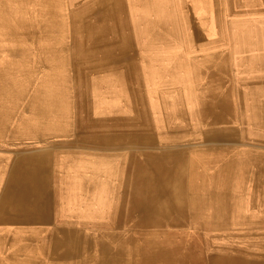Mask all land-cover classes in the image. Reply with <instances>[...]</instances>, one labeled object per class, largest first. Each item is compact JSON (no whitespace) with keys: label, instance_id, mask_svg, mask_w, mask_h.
<instances>
[{"label":"bare ground","instance_id":"bare-ground-1","mask_svg":"<svg viewBox=\"0 0 264 264\" xmlns=\"http://www.w3.org/2000/svg\"><path fill=\"white\" fill-rule=\"evenodd\" d=\"M98 4L100 15L85 22L80 35L90 37L93 45L86 47L84 71L99 73L112 53L110 45L105 46L116 43L126 60L124 81L138 54L160 60L170 51L171 62L158 61L157 66L150 62L157 85L154 99L144 92L146 77L140 70L142 87L131 86L135 98L129 106L122 102L132 114L122 107L115 116L122 123L139 124L138 133L114 129L103 139L116 143L104 144L89 157L79 153L76 160L61 159L56 169L60 192L55 198L38 195L44 218H10L14 223L51 224L0 227V264H264V0H99ZM137 5L150 15L143 30L130 19L138 13ZM154 5L156 13L151 11ZM84 52L82 48L81 56ZM87 86L82 76L74 89L86 93ZM54 158L43 163L50 181ZM4 166L0 163L1 169ZM103 204H112L107 206L115 210L103 212ZM231 236L232 244L253 239L231 248Z\"/></svg>","mask_w":264,"mask_h":264},{"label":"rangeland","instance_id":"rangeland-1","mask_svg":"<svg viewBox=\"0 0 264 264\" xmlns=\"http://www.w3.org/2000/svg\"><path fill=\"white\" fill-rule=\"evenodd\" d=\"M64 1H65V3H64ZM85 1H88V2H85ZM3 3L6 5H3ZM22 3H24V4H22ZM98 3H99V0H45V2H44V0H42V1L41 0H14V1H12V0H8V1L2 0L1 1L0 0V20H1L0 21V24H1L0 25V33H1L0 34V58H1L0 59V134H1L0 138L1 139L4 137L3 134L7 133V132L3 133L4 129H6V128L10 130L8 132H10V134L12 136L20 137L21 135L26 134V131H27L26 129L28 127L33 128V126H36V124H37L36 122H38L39 120L40 121L38 123H46L47 122L46 124H48V123L51 124L54 121L65 122V121L71 120V118L75 120V119H78L80 117V114H81L77 110H80V108L82 106L83 107L89 106V103H90L89 102L90 101L89 93H87V91H86V93H82V92L79 93L75 89H76V85L78 82V77H82V76L87 75L86 70L85 71L83 70L85 64H82V62H84V60H86V59L88 60V56L86 55V53H87L86 50L90 48V44L92 43V41L90 40V37L88 38V36H87L86 38H84V37H81L80 35L82 34V29H83L85 22H87V21L91 22L92 16H95V15L99 16L100 15L99 14L100 8H99ZM10 5H11V7H10ZM78 5H80V6L78 7ZM139 6L140 5H137V8ZM154 8H155V5L153 6V9H151V11L153 13H156ZM141 9H142V7L138 8V10H137L138 13H136L133 17H130V19H132V22H133V19L135 20V27H137L139 30H143V26L145 27L144 23H145L146 19L150 16L148 13L141 12L140 11ZM66 10H67V12H66ZM55 12H56V14H55ZM5 13H7V14H5ZM11 13H12V15H11ZM42 14H43V18H42ZM3 16H5L3 18L4 20L1 18ZM19 16H21V17H19ZM151 17H152V15H151ZM5 18H6V20H5ZM83 18H84V20H82ZM15 19H16V21H13ZM52 19H53V21H50ZM51 23H54V26ZM6 24L8 27L6 26ZM55 25H56V27H55ZM4 26H5V32H4ZM58 29L62 30V31L60 30L61 34H60ZM144 30H146V29H144ZM3 32H4L5 36H4ZM13 35L16 38H14ZM49 35H51V36H49ZM52 35H53V37H52ZM48 36H49V38H48ZM1 39L6 40V41H2ZM61 39H63V40H61ZM23 40H24V42H23ZM18 41H19V44H17ZM62 43H64V44L62 45ZM1 44H2V46L3 45H5V46L1 47ZM9 44L11 45L10 47L12 49L10 47L7 48L9 46ZM48 44L50 47L48 46ZM6 45H7V47H6ZM29 46H30V48H29ZM25 47H28V48H25ZM53 47H55V48H53ZM86 47H87V49H86ZM82 48L85 49V52L83 54L84 56H81V49ZM10 51H11V53H10ZM18 51H19V53H18ZM169 52L165 54L163 59L158 60L157 57L153 56V58L151 60H147L149 62H147L148 64H147L146 69L149 70L150 62L154 63L155 66H157L158 61H160L159 63H163L164 60H166V62L170 63L171 58L169 57V55L171 53L169 54ZM95 53L100 55L98 50H95ZM35 54L37 57L35 56ZM67 55H68V57H67ZM24 56H26V57H24ZM73 57L76 59L74 60ZM16 58H18V59H16ZM31 61H32V64H31ZM52 63L54 66L51 65ZM29 66H30V68H29ZM34 66L36 67V69ZM37 67H39V68H37ZM42 68H44V69H42ZM18 70H19V72H18ZM81 70H83L84 72H82ZM37 74H38V76H37ZM27 75L29 77H27ZM53 75H54V77H53ZM61 76H62V78H60ZM8 77L10 80H8ZM11 78H12V80H11ZM35 78L37 80H35ZM62 80H63V84H62ZM10 82L12 84L14 83L15 86H14V84L12 85ZM34 82H36V83H34ZM47 82H49V83H47ZM55 82H57V83L55 84ZM23 83L25 84V87H23L24 86ZM44 83H45V85H44ZM60 83H61V85H60ZM64 83H65V85H64ZM66 83L68 84V86ZM10 84L12 86H10ZM22 84H23V86H22ZM62 85H64L65 87L64 86L62 87ZM3 86H5V87H3ZM29 87H31V88H29ZM34 90H36V91H34ZM39 90L41 93H43L42 95L39 92ZM51 92H53L54 95ZM93 94H94L93 96L98 94V90L94 89ZM31 95L33 98L31 97ZM38 95H40L44 100L40 99L41 97ZM61 95L64 98L63 97L61 98ZM3 96L6 98V100ZM34 96H36L37 99ZM94 98L95 97H93L92 106L94 108H97L99 106L100 101H98L96 103ZM28 99H30V100H28ZM12 101H13L12 105H14V106L11 105ZM16 101L18 102L19 105L16 104ZM37 101H39V102H37ZM94 101H95V104H94ZM7 104H10L11 106L7 105ZM84 104H87V105H84ZM6 106L8 108H6ZM33 108L35 111L33 110ZM9 109L12 111H10ZM5 111H6V113H5ZM29 111H31V112H29ZM69 112L72 113L71 118H70ZM11 114H13V115H11ZM22 114H23V116H22ZM27 114H30V115H27ZM75 115H76V118H75ZM13 116H14V118H13ZM37 118H38V120H36ZM22 119H25V120H22ZM45 119H47V121ZM49 119H50V121H49ZM3 122H5V123H3ZM9 123H10V125H9ZM1 126H2V128H1ZM103 205L106 206L105 208L103 207L100 209L103 212H110V211L115 210L114 207L107 206V205H112V204H107V205L103 204ZM72 209H74V211L75 210L76 211H82L83 210V208H72ZM231 234H232V232H231ZM252 239H253V237L249 236V238L247 240L250 241ZM230 241H231V248H232V245H234V246L237 245V246H241V247L246 245V241H244L243 243L234 242V244H232V236H231Z\"/></svg>","mask_w":264,"mask_h":264},{"label":"crops","instance_id":"crops-1","mask_svg":"<svg viewBox=\"0 0 264 264\" xmlns=\"http://www.w3.org/2000/svg\"><path fill=\"white\" fill-rule=\"evenodd\" d=\"M105 47L106 49H108L109 47L108 50L111 51L112 53L107 56V60H105L104 64H102V68L100 69V72L98 73L97 71L94 74V71H92V69L90 68L88 72H86L87 74L86 79L89 83V86H87L86 88H87V93H89L90 95V98H89L90 103H89V106H86L84 108H80V110H77L81 113V116H80L81 118L79 117L78 119H75V120L73 119L74 121L72 120V118L71 120L65 121V122L54 121L51 124L37 123L36 126H33V128L28 127L26 129L27 130L26 134H23L20 137H14L10 134V136L14 137V138H10L8 137L9 136L8 133H4L3 136L5 138L4 137L2 139L0 138V151L4 153V156H0V163L5 164L4 169L0 168V227H6V228L10 226L36 227V226H41L45 224H51L46 221L45 222L44 221L43 222L34 221V222H15L14 223L10 220L13 218L12 220L19 221V220L26 219L28 217L39 218V219L44 218L45 215H44L43 209H38V205H39L38 195L47 193V194H52L53 197L55 198V195H58V193L60 192L58 188L59 183H58V176H57V172H58L57 168L61 164L60 163L61 159L67 158L73 161V160L78 159L77 156H79V153L88 154V157H89V154L93 152H99L100 150L104 148V146H107L104 144L116 143V142L108 143V142H105V140L103 139L105 138V135H107L112 130L114 131V129L124 130V131L126 130L128 132L131 131L134 134L138 133V131L140 130L139 124L138 125H134L135 123L125 124V123H122L115 116H118V114L121 113L120 109H122V107L123 109L125 108L127 110L128 114H132V110L129 107L122 105V102H124L126 105L129 106L130 100L135 98V94L133 91L134 88L132 89L131 86L132 87L139 86V88L142 87V85L139 83L140 70L143 71V74L146 77V78H143L144 92L147 93L148 91L150 98L154 99V90H156V86H157L154 72H152L151 69L149 70L146 69L147 64H148L147 62L149 61H147L146 59H142L140 57V54H138L139 57L136 58V60L134 61L135 62L134 68L129 69L127 71L128 72V74H126L127 81H124L123 65L126 60H124V54L121 53L122 47L118 43H116L115 45L108 44ZM138 47L140 48V46ZM153 65L155 66V64ZM98 81L99 83H97ZM129 87L131 88V90ZM94 89L98 90L100 95L98 93L95 96H93ZM93 97L96 98L95 100L97 102L100 101L99 106L98 107L96 106L97 108H94L92 106ZM97 110L99 112H96ZM136 111L139 113L138 109ZM69 115L70 117H72L71 112H69ZM107 118H110V119H107ZM113 122H115V124ZM84 123H87V124H84ZM6 130L10 131L7 128ZM69 130L70 132L72 130L74 131L71 132L70 134ZM99 138L101 139L99 140ZM95 139H96V143H95ZM69 144H71L72 146ZM73 145H75V147ZM47 155H50V156L47 157ZM52 155L55 158L53 161V172H52L53 179L50 181L47 170L45 171L43 170V168L45 167L43 166V163L45 159H50ZM2 157L4 158L2 159ZM124 171H125V168H124ZM51 175L50 177L52 178ZM24 181L25 183L26 182L27 183L25 184ZM6 184H8V186ZM56 199H58V197H56ZM31 200L33 202H31ZM28 211H32L31 216H28V213H27ZM54 211L56 213L59 212L57 207L54 209ZM55 219H58L57 216Z\"/></svg>","mask_w":264,"mask_h":264}]
</instances>
